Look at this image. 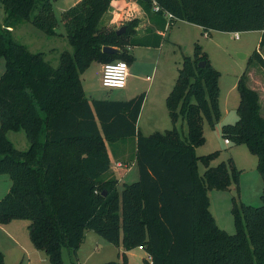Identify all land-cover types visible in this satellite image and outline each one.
<instances>
[{
	"label": "trees",
	"instance_id": "16d2710c",
	"mask_svg": "<svg viewBox=\"0 0 264 264\" xmlns=\"http://www.w3.org/2000/svg\"><path fill=\"white\" fill-rule=\"evenodd\" d=\"M56 0H0V176L10 189L0 199V225L28 222L33 248L50 264H64L62 250L76 257L85 234L95 233L125 253L142 247L150 257L142 264H264V107L258 91L248 85V71L237 81L238 119L222 125L221 138L244 145L256 158L262 179L261 205L233 209L236 232L221 230L209 211V192L238 185L241 171L232 159L216 166L218 153L197 156L205 138L203 122L212 129L220 120V72L202 47L183 56L175 82L165 99L172 129L143 136L136 128L144 94L128 101H88L81 74L92 62L124 61L134 56L131 45L159 46L162 37L148 31L136 37L137 19L124 31L99 26L111 0H79L61 12L70 50L59 54L54 67L42 52L19 43L12 29L27 21L47 35H57ZM151 20L164 30V13L209 31L261 32L258 48L248 58L264 70V0H136ZM155 2L160 11L153 12ZM36 10V13L33 12ZM156 37L155 42L149 39ZM103 46L119 49L102 51ZM203 62L202 66L199 63ZM184 121L181 136L175 128ZM22 131L29 143L19 151L8 132ZM44 131V141L41 135ZM132 140L130 155L138 180L124 184L108 178L114 144ZM136 140V141H135ZM109 147L111 153L109 151ZM198 163L204 172L198 173ZM0 264L4 256L0 252ZM104 264H118L107 262Z\"/></svg>",
	"mask_w": 264,
	"mask_h": 264
},
{
	"label": "rangeland",
	"instance_id": "374dc122",
	"mask_svg": "<svg viewBox=\"0 0 264 264\" xmlns=\"http://www.w3.org/2000/svg\"><path fill=\"white\" fill-rule=\"evenodd\" d=\"M64 3V1L60 0L54 7V13L57 18V26L55 28L57 35H47L27 21L20 22L14 27L13 31V36L19 43L25 45L31 52H42L44 58L54 67L59 64L60 52L71 49L65 37V29L59 11L60 7L67 6ZM35 13L36 10L33 14ZM3 17L4 12L0 3V24L3 22ZM127 19L119 23L118 29L123 26ZM107 22L108 19L104 15L99 22V26H106ZM143 28L141 27V29ZM149 28L152 27L150 26ZM164 34L165 37L162 38L163 45L161 52L152 48L137 47L136 57V54L132 50L135 59L137 58L140 61L142 59L149 64L147 67H144V74L147 73L151 77V80L146 81L142 79L133 81V77L128 76L126 90L129 91L131 89V91H135L139 89L137 94L146 93L148 85L152 83L153 87L151 92H153L158 84L163 83L164 86H167V91L170 92L175 82L178 68L181 66L182 58L184 55H193L194 44L198 43L203 51L207 53L211 65L220 72L218 80V107L221 116L214 129L209 127L206 121L203 122L205 142L201 147L195 149V154L197 156H205L217 152V157L211 163L212 166L232 159L237 169L241 171L238 185L231 184L226 191L212 190L209 192V211L216 225L227 234L232 235L236 232L232 213L233 209H239L241 204L259 207L261 205L260 196L263 184L256 169V158L250 154L244 145H225L220 135V128L222 125L234 124L238 119L236 109L239 104V94L236 85L239 77L245 70L250 67L248 71L249 86L253 87L256 91L260 89V86L263 85L264 87V70L256 65V63L254 65L253 63L248 64L249 56L258 48L260 31L238 32V38L234 37L233 32L226 31H209L205 36L203 30L198 28L197 25L176 19L167 23ZM2 72L3 59L0 58V74ZM86 83L88 89L94 92L95 96L116 98L120 97L121 92L124 90L105 89L101 85L100 71L94 68L87 69ZM259 94L261 104L264 107V93L259 92ZM167 124L169 126L166 129H172L170 121ZM175 128L181 136L186 135L187 128L184 121H179ZM146 133L149 134L152 132ZM44 134L43 131L40 139L41 142L44 141ZM7 139L19 151H26L29 148V143L22 131L9 132ZM128 142V150H131L130 152L133 153L134 143L132 141ZM203 172V165L198 163V173L201 175ZM124 184L127 183L121 184L119 193H121ZM5 191L6 188H4ZM4 192L2 191L0 193L2 195L1 197L6 194ZM10 223L13 227V231L11 230L10 233H13L14 236L12 234L10 235L15 237L18 244L28 253V256L24 252L22 253L21 260L23 259V261L22 263L20 261V263L50 264L41 251H37L41 255L30 257V248L33 246L28 237V222L24 220H13ZM122 252L121 245L117 247L111 245L95 233L89 231L78 250V256L75 257L69 251L63 249L62 262L64 264H104L113 261L122 264ZM19 254H21V251H19ZM125 257L126 264H142L143 260H147L148 255L144 250L136 248L126 252ZM16 264H19V262H16Z\"/></svg>",
	"mask_w": 264,
	"mask_h": 264
},
{
	"label": "crops",
	"instance_id": "0c3cea01",
	"mask_svg": "<svg viewBox=\"0 0 264 264\" xmlns=\"http://www.w3.org/2000/svg\"><path fill=\"white\" fill-rule=\"evenodd\" d=\"M59 1L60 0H56L55 2H53V10H54L55 5ZM62 1H64L65 2L64 4L67 6L60 7L59 8L60 13L64 11L65 9H67L68 7L77 3L79 0H62ZM104 15H106L108 19V22L106 25L107 27L118 29L119 28L118 25L119 23H122V20L127 19V18H128L127 21L130 19H137L139 24L136 27V37H147L148 35H150V33L148 34V31H151L152 33H154V35H157L159 37H162V38L165 37L164 30L168 22V19L166 18V16L163 14V17L165 19V26L163 30L162 28L158 27V24H160V20L157 19L156 23L153 20H151L149 15L145 13L143 8L136 2V0H111L109 9ZM148 26L149 27L151 26L152 28H149ZM141 27H144V28L141 29ZM197 27L202 29L200 26H197ZM13 31L14 29H12V34H13ZM149 40L151 42H155L156 37H151ZM162 45H163V42L161 40L159 46L157 45L156 46L131 45V46H128L127 48L129 52L131 53L133 50V53H135L137 57V51H136L137 47H143L147 49L152 48V49L158 50V52H161ZM136 59L134 56V61L128 65V76L129 77L132 76L133 81L142 80V79L143 80L145 79L146 81L151 80V77L147 73H145L147 75L144 74V69H145L144 67H147L149 64L147 62H144L142 59L141 61L138 59L136 60ZM101 67H102V63L92 62L88 68H94V69H97V71L101 72ZM3 69H4V61H3ZM87 69L81 74V82H82L85 97L88 99V101L97 100V101H122L124 102V101H128L136 97L137 95H140V94H137V92H139V89H136L135 91H131L130 89L128 91L126 90L127 85H125L123 92H121L120 94V97L112 98L109 96L108 97L95 96L94 95L95 93L88 89V86L86 83ZM152 87H153L152 83H150L147 87V92L141 93V94H144L145 97H144V101L141 107L140 114L137 119L136 128L143 136H148L154 132L166 131L167 130L166 128H168L169 126V124L167 123L170 121L168 112L165 106V99L167 95L169 94V91H167V86L166 85L164 86L163 83L158 84L156 89L153 92H151ZM251 89H253V87H251ZM257 91L264 93L263 85L260 86V89ZM170 125H172V123ZM146 132H152V133L148 134ZM128 141H132V140L119 141L118 143L114 144V149H116V153H117L116 157L112 158L110 155L111 166L107 174V177L113 178L117 181L118 192H119V188L121 184L123 183L128 184L130 182L133 183L138 180V172H137L136 164H135L134 159L130 156L132 155V153L130 152L131 150H128V146H127L129 143ZM111 150L113 149L109 147L110 153H111ZM10 185H11V182H10L9 177L1 175L0 176V193L2 191L4 192V188H6L5 192L7 194L10 189ZM1 196L2 195H0V197ZM4 196L5 195H3V197ZM10 226H11V223H8L3 226L0 225V252L4 256L5 264H16V262H19V264H21L23 261V259L21 260L22 253L24 252L27 256H28V253H26V251H24V248L18 244L17 239L13 237L14 236L13 233H10L11 230L13 231V227L12 226L10 227ZM10 234H12L13 236H11ZM86 237H87V233L85 234V239ZM30 249L31 250L29 254L31 258L32 256L37 257V255H41V254H38L39 252H37V250H35L33 247ZM19 251H21V254H19ZM76 256H78V251H77Z\"/></svg>",
	"mask_w": 264,
	"mask_h": 264
},
{
	"label": "built area",
	"instance_id": "2783aa9c",
	"mask_svg": "<svg viewBox=\"0 0 264 264\" xmlns=\"http://www.w3.org/2000/svg\"><path fill=\"white\" fill-rule=\"evenodd\" d=\"M152 10L154 12H158V11H160V7L155 2H153ZM164 15L168 19V22H170V19L173 18L172 15L169 13H164ZM204 35L206 36L207 33H204ZM234 37L238 38V32L234 33ZM121 63L125 64L127 66V68L126 69H120L119 67H116ZM108 65H113L114 67L109 69L107 67ZM127 76H128V64L126 62H124V61H113V62H108V63H102L101 72H100V81H101V85L103 87H105V89H119V90L124 89V87L126 85V81H127ZM121 77H123V79H124V87L121 88V87L113 86V84L115 82L119 81L121 79ZM106 81L113 82V84L106 83ZM224 143L226 145L229 144V142L226 140L224 141ZM138 249L143 250L142 247H139ZM147 260L150 261L149 256L147 257Z\"/></svg>",
	"mask_w": 264,
	"mask_h": 264
},
{
	"label": "water",
	"instance_id": "95a60500",
	"mask_svg": "<svg viewBox=\"0 0 264 264\" xmlns=\"http://www.w3.org/2000/svg\"><path fill=\"white\" fill-rule=\"evenodd\" d=\"M125 29L124 26H122L120 29L116 30V34L119 35L121 32H123ZM102 51L106 52V53H117L119 52V49L116 47H112V46H103L102 47ZM204 63L200 62L199 66H202Z\"/></svg>",
	"mask_w": 264,
	"mask_h": 264
},
{
	"label": "clouds",
	"instance_id": "9594fccd",
	"mask_svg": "<svg viewBox=\"0 0 264 264\" xmlns=\"http://www.w3.org/2000/svg\"><path fill=\"white\" fill-rule=\"evenodd\" d=\"M109 69H111L112 67H114L113 65H108L107 66ZM116 67H119L120 69H126L127 68V66L125 65V64H123V63H121V64H119L118 66H116ZM106 83H109V84H113V82H110V81H106ZM113 86H116V87H124V79H123V77H121V79L119 80V81H117V82H115L114 84H113Z\"/></svg>",
	"mask_w": 264,
	"mask_h": 264
}]
</instances>
